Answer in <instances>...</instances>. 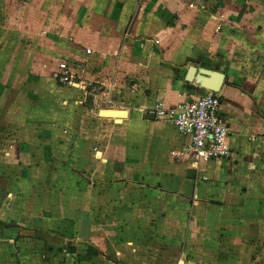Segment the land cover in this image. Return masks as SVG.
Returning <instances> with one entry per match:
<instances>
[{"label":"crops","instance_id":"crops-1","mask_svg":"<svg viewBox=\"0 0 264 264\" xmlns=\"http://www.w3.org/2000/svg\"><path fill=\"white\" fill-rule=\"evenodd\" d=\"M0 7L19 24L7 35L52 32L56 69L84 62L88 82L84 90L55 79L66 97L53 136L60 189L29 190L21 204L13 190L0 194V219L19 220L0 223V264H264L257 58L264 59V0H0ZM191 65L225 74L221 112L233 159L195 165L190 138L151 118L159 103L208 93L187 81ZM24 145L1 142L0 160L21 159ZM67 163L77 169L69 178ZM69 180L79 184L70 189Z\"/></svg>","mask_w":264,"mask_h":264},{"label":"rangeland","instance_id":"rangeland-1","mask_svg":"<svg viewBox=\"0 0 264 264\" xmlns=\"http://www.w3.org/2000/svg\"><path fill=\"white\" fill-rule=\"evenodd\" d=\"M18 3H22V0H18ZM4 14H7L6 7L5 11H0V62L3 65V69H0V96L6 99L4 103L3 100L0 101V144L2 142L4 145L6 140L14 139L23 148L26 147L24 143L33 148H28L21 159L13 161L2 153L0 171L3 169L4 174L0 175V188L3 190L0 194L4 198L5 192L13 190L18 195L15 202L21 204L23 200L29 199L26 194L29 190L37 192L41 189H60L63 168L55 161L58 158L55 157V152L57 154L59 149L55 150L53 146V136L58 134L55 127L60 122V108L63 107L60 102H65L66 97H61L54 78L58 57L52 54L53 48L49 49L48 45L50 43L53 46L59 39L52 36L50 31L46 34L42 31L39 35L26 38L9 36L6 34L7 30L13 28V25L18 29L19 24H14ZM261 56L257 54L258 62L264 60ZM2 92L6 95H2ZM74 101L67 100L66 104L71 106ZM79 120L84 121L85 116L79 117ZM92 128H96L95 132L99 130L97 124ZM38 140L45 145H41ZM8 167L11 171L6 173ZM63 167L69 172L65 178L76 175L77 169L71 163L64 164ZM2 176L4 177L1 178ZM2 179L10 181L5 185L2 184ZM66 183L72 189L79 181L69 180ZM7 222H15L18 226L19 220L15 218L11 222L6 217L0 219L3 226Z\"/></svg>","mask_w":264,"mask_h":264},{"label":"built area","instance_id":"built-area-1","mask_svg":"<svg viewBox=\"0 0 264 264\" xmlns=\"http://www.w3.org/2000/svg\"><path fill=\"white\" fill-rule=\"evenodd\" d=\"M86 52L91 54L90 49ZM85 70L84 62L62 61L54 76L61 86H78L87 90L88 82L83 78ZM207 92L204 96L186 99L174 107L159 103L150 112L151 118L172 123L179 133L190 138L186 149L195 165L234 158V151L228 144L231 131L221 112L222 95L220 92ZM105 100L112 103L110 97L105 96Z\"/></svg>","mask_w":264,"mask_h":264},{"label":"water","instance_id":"water-1","mask_svg":"<svg viewBox=\"0 0 264 264\" xmlns=\"http://www.w3.org/2000/svg\"><path fill=\"white\" fill-rule=\"evenodd\" d=\"M186 79L195 82L197 86L213 92H220L225 81V74L216 70L207 69L196 65L188 68Z\"/></svg>","mask_w":264,"mask_h":264},{"label":"bare ground","instance_id":"bare-ground-1","mask_svg":"<svg viewBox=\"0 0 264 264\" xmlns=\"http://www.w3.org/2000/svg\"><path fill=\"white\" fill-rule=\"evenodd\" d=\"M104 115H108V116H117V117H123L126 115V113L122 112V111H118V110H107L103 112Z\"/></svg>","mask_w":264,"mask_h":264}]
</instances>
